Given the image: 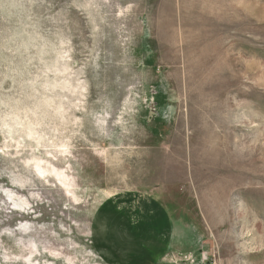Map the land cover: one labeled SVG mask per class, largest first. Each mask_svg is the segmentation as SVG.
Returning a JSON list of instances; mask_svg holds the SVG:
<instances>
[{"label": "rangeland", "instance_id": "1", "mask_svg": "<svg viewBox=\"0 0 264 264\" xmlns=\"http://www.w3.org/2000/svg\"><path fill=\"white\" fill-rule=\"evenodd\" d=\"M0 264H264V0H0Z\"/></svg>", "mask_w": 264, "mask_h": 264}]
</instances>
